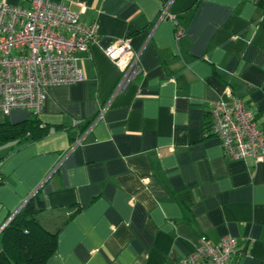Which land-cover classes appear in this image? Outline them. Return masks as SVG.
Instances as JSON below:
<instances>
[{"label": "crops", "instance_id": "obj_1", "mask_svg": "<svg viewBox=\"0 0 264 264\" xmlns=\"http://www.w3.org/2000/svg\"><path fill=\"white\" fill-rule=\"evenodd\" d=\"M53 1L76 12L83 3L80 21L99 38L80 60L83 80L47 87L46 134L0 147V230L37 193V219L57 235L45 264H174L225 235L237 243L231 264H264V161L227 159L205 135L226 88L264 129V6ZM115 38L130 39L143 72L112 95L120 71L103 47ZM29 117L0 111V121Z\"/></svg>", "mask_w": 264, "mask_h": 264}, {"label": "built area", "instance_id": "obj_2", "mask_svg": "<svg viewBox=\"0 0 264 264\" xmlns=\"http://www.w3.org/2000/svg\"><path fill=\"white\" fill-rule=\"evenodd\" d=\"M27 1L26 6L0 3V111L4 115L15 109L40 115L48 86L83 80L80 60L99 38L95 23L80 21L83 3L76 12L62 2ZM182 33V25L176 23L175 37ZM103 52L120 71L112 95L125 91L143 72L140 53L132 49L129 38L113 39ZM225 92L227 99L220 98L209 106L205 135L220 141L227 159L264 161V129L243 100L228 88ZM236 247L231 235L216 243L203 237L192 253L174 264H231Z\"/></svg>", "mask_w": 264, "mask_h": 264}, {"label": "trees", "instance_id": "obj_3", "mask_svg": "<svg viewBox=\"0 0 264 264\" xmlns=\"http://www.w3.org/2000/svg\"><path fill=\"white\" fill-rule=\"evenodd\" d=\"M258 4L264 6V0H258ZM30 115L15 123L0 121V147L11 141L34 139L46 134V125L39 121L38 116ZM3 158L0 154V162ZM42 209V201L35 193L4 224L0 230V264H45L54 253L57 235L39 223L37 213Z\"/></svg>", "mask_w": 264, "mask_h": 264}, {"label": "water", "instance_id": "obj_4", "mask_svg": "<svg viewBox=\"0 0 264 264\" xmlns=\"http://www.w3.org/2000/svg\"><path fill=\"white\" fill-rule=\"evenodd\" d=\"M30 198V197H29ZM28 200V199H27ZM14 216V215H13Z\"/></svg>", "mask_w": 264, "mask_h": 264}]
</instances>
